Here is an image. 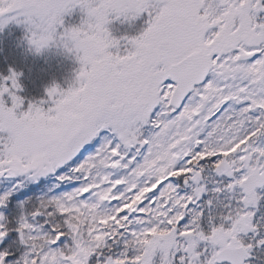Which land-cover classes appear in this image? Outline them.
I'll list each match as a JSON object with an SVG mask.
<instances>
[{"label":"snow or ice","instance_id":"1","mask_svg":"<svg viewBox=\"0 0 264 264\" xmlns=\"http://www.w3.org/2000/svg\"><path fill=\"white\" fill-rule=\"evenodd\" d=\"M78 65L0 74V264H264V0H0Z\"/></svg>","mask_w":264,"mask_h":264},{"label":"trees","instance_id":"2","mask_svg":"<svg viewBox=\"0 0 264 264\" xmlns=\"http://www.w3.org/2000/svg\"><path fill=\"white\" fill-rule=\"evenodd\" d=\"M24 37V27L16 24L0 32V74L7 75L10 68L22 72L23 94L29 99L44 98L53 83L67 87L78 68L74 59L57 48L36 55Z\"/></svg>","mask_w":264,"mask_h":264},{"label":"rangeland","instance_id":"3","mask_svg":"<svg viewBox=\"0 0 264 264\" xmlns=\"http://www.w3.org/2000/svg\"><path fill=\"white\" fill-rule=\"evenodd\" d=\"M61 50V49H60Z\"/></svg>","mask_w":264,"mask_h":264}]
</instances>
